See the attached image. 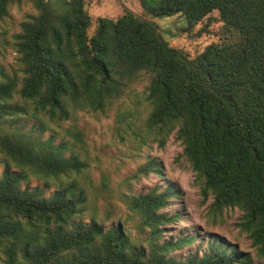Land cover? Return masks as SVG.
Listing matches in <instances>:
<instances>
[{"label": "trees", "instance_id": "1", "mask_svg": "<svg viewBox=\"0 0 264 264\" xmlns=\"http://www.w3.org/2000/svg\"><path fill=\"white\" fill-rule=\"evenodd\" d=\"M21 1L0 0V19ZM27 1L36 14L13 37L18 69L11 74L0 65V264H249L216 234L173 255L197 236L161 240L162 226L176 216L162 211L172 190L124 195L144 239L89 210L90 194L100 191L75 150L81 132L73 123L54 143L50 123L106 112L142 75L153 138L161 143L176 131L202 200L212 199L214 215L242 211L238 226L264 264V0H139L154 17L182 13L190 25L217 12L234 38L194 57L128 8L115 19L97 17L88 35L84 0ZM16 116L36 125L11 127ZM30 179L41 184L30 187Z\"/></svg>", "mask_w": 264, "mask_h": 264}, {"label": "rangeland", "instance_id": "2", "mask_svg": "<svg viewBox=\"0 0 264 264\" xmlns=\"http://www.w3.org/2000/svg\"><path fill=\"white\" fill-rule=\"evenodd\" d=\"M84 1L90 19L86 29L88 35L94 31L97 17L115 19L124 8H128L154 22L169 45L188 57H194L209 43L227 42L234 38L232 31L218 20L216 11L190 25L182 13L154 17L142 8L139 0ZM35 14L34 5L22 0L9 4L7 14L0 19V65L11 74L18 69L17 54L12 47L13 37L19 31L20 23ZM146 84V76L138 77L104 113L78 112L72 123H50L57 133L54 143L61 140L66 127L73 123L81 132L83 142L75 150L88 163L87 174L92 190L100 191L98 197L90 194L89 210L95 211L105 225L120 221L132 236L144 239L146 231L136 229L137 216L126 208L124 195L172 190L174 193L162 211L176 216L171 223L162 226L161 240L197 236L190 245L174 251L173 255L182 257L194 250L200 244L199 240L204 243L210 234H216L240 253L247 254L249 264H261L262 258L256 254L247 233L238 226L242 211L238 207H228L221 215H214L209 209L212 199L202 200L200 182L183 154V145L177 139L176 131L166 134L161 143L153 138L146 126L149 113L144 99ZM11 118H14L11 127H21L24 131L36 125L27 117ZM12 119L8 118L6 124ZM51 134L47 130L41 137L45 139ZM68 145L71 146L72 142ZM143 165H148L151 171L140 173ZM38 184L41 181L35 179L28 182L30 187Z\"/></svg>", "mask_w": 264, "mask_h": 264}]
</instances>
